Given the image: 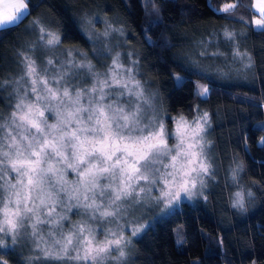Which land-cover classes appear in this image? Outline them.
Here are the masks:
<instances>
[{
	"label": "snow or ice",
	"instance_id": "obj_1",
	"mask_svg": "<svg viewBox=\"0 0 264 264\" xmlns=\"http://www.w3.org/2000/svg\"><path fill=\"white\" fill-rule=\"evenodd\" d=\"M29 2L0 0V30L19 27L31 14ZM255 7L257 30L264 32V0H256ZM235 8L225 4L222 11ZM33 26L45 48L62 46L57 32L39 21ZM81 26L92 31L89 39L117 31L106 22L104 33L96 34L88 16ZM224 37L236 43L235 33L225 31ZM33 55L20 53L21 73L0 83L12 86L13 100L7 115L0 113V246L6 239L30 244L27 264H125L131 244L126 227L130 236L145 227L126 219L130 209L162 206L167 215L182 193L189 199L203 195L205 178L212 175L208 113L197 112L191 121L173 118L170 133L154 96L137 78V61L125 67L116 53L101 73L82 53L73 58L72 50L58 65L48 57L41 66ZM233 55L251 66V57L238 47ZM85 74L90 84L81 82ZM175 79L178 86L185 82ZM196 89L198 96L209 95L206 85ZM241 170L238 164L232 169L237 184ZM252 197L251 189L239 188L232 207L245 211ZM73 208L82 210L81 220L65 229Z\"/></svg>",
	"mask_w": 264,
	"mask_h": 264
},
{
	"label": "trees",
	"instance_id": "obj_2",
	"mask_svg": "<svg viewBox=\"0 0 264 264\" xmlns=\"http://www.w3.org/2000/svg\"><path fill=\"white\" fill-rule=\"evenodd\" d=\"M254 1L30 0V16L0 30V83L21 68L20 53L41 48L33 21L57 32L65 49L89 55L92 42L81 26L88 16L96 29L109 21L123 30L139 79L154 83L166 123L208 113L214 184L206 199L184 202L136 240L130 264H264V32L254 28ZM225 4L236 8L223 12ZM225 31L235 33V44ZM237 47L251 57L250 67L233 55ZM197 84L208 86L207 97L197 95ZM8 85L0 88L5 115L13 102ZM237 164L236 186L253 193L245 211L231 204L230 169ZM0 260L24 264L12 251L0 250Z\"/></svg>",
	"mask_w": 264,
	"mask_h": 264
},
{
	"label": "rangeland",
	"instance_id": "obj_3",
	"mask_svg": "<svg viewBox=\"0 0 264 264\" xmlns=\"http://www.w3.org/2000/svg\"><path fill=\"white\" fill-rule=\"evenodd\" d=\"M102 16L100 15H96L94 20L100 19ZM99 21V20H98ZM107 23H110L109 21H106ZM112 25V27L114 29H117V31H112L110 33V35L107 38L104 37H100V39H90V41L92 42V48L91 51L88 54H84L82 53L84 56L87 57V59L95 66V70L99 71L101 73H104L108 70V67L111 65L112 63V57L116 54L119 53L120 54V60L121 62L125 65V67H127L130 63V61H137V64L135 66L134 71L138 72V76L137 78L139 79V67H138V58H136L134 51L131 49V47L128 45V43L126 42V36L123 33V30L118 28L116 25H114L113 23H110ZM105 27H106V23H104V26L101 28H95L94 27V32L96 34H102L105 31ZM100 29V30H98ZM83 32L84 34L89 38L90 35H92V31L88 28V26L83 27ZM61 39V38H60ZM106 40V42H105ZM41 48H39V50L37 51V53H35L33 55V58L37 60V63L41 66H43L44 62L46 61V59L48 57H53L56 60L57 65L59 64L60 60H65L68 59V57L66 56V52L68 49H65V47L62 46H57L55 49H48L45 48L42 44L39 45ZM80 54L81 52H73V58L75 59H79L80 58ZM131 54V55H129ZM188 61L190 62V59L188 58ZM50 71H55V69H49ZM22 69L20 68L19 70L15 71L13 77L11 80H13L14 78L18 77V75L21 73ZM81 73H84L85 70L81 69L79 70ZM140 80V79H139ZM141 81V80H140ZM84 84H90L91 80L90 77L87 76L86 74L83 75V79L81 81ZM144 85L145 88V93L146 94H152L154 96L153 99V105L155 107H157L160 110V114L163 116L162 114V108H160L158 106L159 101H158V92L155 89V85L152 81L149 80H145L143 82H141ZM11 85H8V91L10 93L11 91ZM9 97L12 100V97L9 94ZM13 101V100H12ZM149 115H151V113H149ZM209 116V115H208ZM148 117L146 116L145 119H147ZM164 118V116H163ZM178 117H175V119H178ZM165 119V118H164ZM188 119V118H187ZM189 121H191L192 119H188ZM209 121H210V117H209ZM50 122H52L51 118H50ZM166 122V120H165ZM211 125V123H210ZM166 126L169 130V132L171 133L172 131H174V124L172 123V121L170 123H166ZM209 133H210V127L207 130V139L210 142V137H209ZM264 140V139H263ZM174 143L173 139H169V145L171 146ZM209 160L211 163V168H210V173H212V175H210L209 177L205 178V184L206 187L203 189V195H198V196H193L192 198H186L183 193L181 194V198L180 200L174 204L172 210L170 212H168L167 215H163V212L165 211L164 208L162 206L160 207H148L146 209H142L139 208V206H135L133 209L129 210V214L126 217L127 220H130L132 222V226L135 227L137 222L143 223L145 225V227L143 228L142 231L139 232V234L137 236H130L128 235V228L126 227V238L131 240V244L129 245L127 252H128V256L127 259L125 261V264H130L131 262V257H132V246L133 243L138 240L151 226H154L159 220H162L168 216H170L171 214H173L176 210L180 209L181 205L184 202L187 203H195L196 201L203 199L206 196V193L208 191V189L211 188V186L214 184L215 180H216V168L213 162V157L211 156V142H210V148H209ZM235 168V167H234ZM233 169V168H232ZM232 169H230V176H229V181L230 184L232 186H236L237 182L233 181L232 178ZM240 174H238L237 176V181H238V177ZM68 178L72 179L73 175L71 172H69L68 174ZM199 187V186H198ZM239 188H241V186H236V188H234L233 193H232V198H233V194L239 190ZM153 195H156L155 190L153 191ZM250 203V202H248ZM139 209V210H137ZM59 210V209H58ZM79 211L82 210H78L76 208H73L71 210V212H68V217L69 220H65L64 223V227L65 229L70 227V221L73 223L79 222L81 220V216L78 215L77 213ZM123 222V221H122ZM95 223H99V222H95ZM41 227L47 229V225H42ZM0 250L1 251H12L13 253H15V255L17 256V258L19 260H22V262L24 264H27V257L31 254V246L30 244H18V245H12L11 241L6 239L5 243L3 246H0ZM8 264V263H7ZM107 264H113L112 261L107 262Z\"/></svg>",
	"mask_w": 264,
	"mask_h": 264
},
{
	"label": "crops",
	"instance_id": "obj_4",
	"mask_svg": "<svg viewBox=\"0 0 264 264\" xmlns=\"http://www.w3.org/2000/svg\"><path fill=\"white\" fill-rule=\"evenodd\" d=\"M255 5H256V0L254 1V10L256 12L257 17L254 19L253 23H254V28L257 30L256 20L260 19V13L256 9ZM9 27H12V26H9Z\"/></svg>",
	"mask_w": 264,
	"mask_h": 264
}]
</instances>
